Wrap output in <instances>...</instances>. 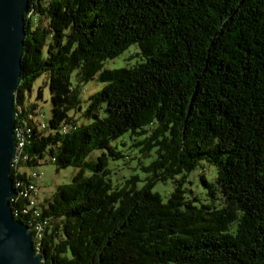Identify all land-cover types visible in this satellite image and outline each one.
<instances>
[{
    "label": "trees",
    "instance_id": "16d2710c",
    "mask_svg": "<svg viewBox=\"0 0 264 264\" xmlns=\"http://www.w3.org/2000/svg\"><path fill=\"white\" fill-rule=\"evenodd\" d=\"M30 2L15 104L16 125L28 127L26 156L12 174L28 182L24 168L44 159L79 167L17 214L46 220L40 264H264V0ZM133 43L145 60L106 67ZM47 72L49 121L37 103L25 106ZM97 74L107 84L83 110L84 84ZM129 139L153 157L141 165L142 186L138 173L110 180ZM208 162L217 179L202 174L213 196L199 204L184 183ZM169 178L177 184L166 201L155 186Z\"/></svg>",
    "mask_w": 264,
    "mask_h": 264
},
{
    "label": "water",
    "instance_id": "95a60500",
    "mask_svg": "<svg viewBox=\"0 0 264 264\" xmlns=\"http://www.w3.org/2000/svg\"><path fill=\"white\" fill-rule=\"evenodd\" d=\"M30 0H0V264H40L43 254L34 231L16 216L12 161L17 153L16 90L21 82L22 61Z\"/></svg>",
    "mask_w": 264,
    "mask_h": 264
},
{
    "label": "rangeland",
    "instance_id": "374dc122",
    "mask_svg": "<svg viewBox=\"0 0 264 264\" xmlns=\"http://www.w3.org/2000/svg\"><path fill=\"white\" fill-rule=\"evenodd\" d=\"M141 47L139 43H133L130 48L124 50L121 54L116 57H110L106 61V67H119V66H131L143 61L146 58L139 53ZM50 73H45L43 76L38 77L34 83L33 90L26 91V104L25 106H33L32 104L37 103L36 114L39 116V120L49 121L52 115V97H51V88L49 82ZM75 76L72 77V79ZM101 75L97 74L94 78H91L84 84V92H82L83 97V110H86L90 104L89 96L93 92L103 89L107 84L106 81L101 79ZM40 87H43V97L39 98L38 91ZM32 110V108H31ZM31 117H35L31 112L29 113ZM72 115H76L79 118V121L87 123L93 119L89 118L84 114V111L81 109L71 110ZM105 113L102 111L101 116H104ZM133 140L129 139L128 143L124 145L122 142L120 146L124 148L125 156L120 158H112L109 167L112 169V174L110 175V180L114 185L122 184L135 173H138L142 180L139 182V186L144 184V180L147 176V172L143 170L141 165L148 164L152 160V156H144L140 152L139 145H133ZM104 149L94 150L87 158L86 166L88 167V173L91 172L89 164L93 160H97L98 156L102 153ZM217 165L213 163H206V166L195 167L188 176V181L184 185L189 188L188 195L193 197L197 196L199 199L196 201L201 204L202 202H211L212 194L209 192V187L205 184V180L202 176L203 173L210 179V181L216 182L218 169ZM28 171L36 170L39 174L35 177V180L38 183L39 191L41 197H45L55 191L59 184L61 183H70L75 178L79 167L70 165V166H58L56 162L52 160L47 161L44 159V162L41 164H36L33 166H27L24 168ZM175 178H169L168 180H160L155 186V190L160 191L163 194L164 199L168 200L169 196L172 194L176 186Z\"/></svg>",
    "mask_w": 264,
    "mask_h": 264
},
{
    "label": "bare ground",
    "instance_id": "6f19581e",
    "mask_svg": "<svg viewBox=\"0 0 264 264\" xmlns=\"http://www.w3.org/2000/svg\"><path fill=\"white\" fill-rule=\"evenodd\" d=\"M42 122V125H43V121ZM16 130H18L19 133V136H21L22 138V143L21 145H19V147H17V153H16V156L14 157V161H12V165L15 166V162L16 163H19L22 156L23 158L26 156L25 154V151H24V147L26 145V137H27V134L28 133V127L27 125H22V124H19V125H16ZM17 139V142H18V138ZM30 174H33V171H29ZM27 182H25L22 178H19V179H15V185L17 187V190H16V193L13 195L12 197V201H15L17 202L20 198L22 197H26V194H30V191H31V186H27L26 184ZM35 198L38 202L42 201V198L40 196V194L36 193L35 194ZM30 209H24V207L22 208L20 206L17 207L14 211H15V214L17 216V214L22 211V213H28ZM35 213V211H33ZM27 220H35V219H27ZM45 223H46V220L44 221V223H41V233L38 234V238H35L34 239V242H35V246H36V249L38 251H40L39 249L41 248V239L43 238V234H45Z\"/></svg>",
    "mask_w": 264,
    "mask_h": 264
},
{
    "label": "built area",
    "instance_id": "2783aa9c",
    "mask_svg": "<svg viewBox=\"0 0 264 264\" xmlns=\"http://www.w3.org/2000/svg\"><path fill=\"white\" fill-rule=\"evenodd\" d=\"M43 126H45V121H43ZM18 130H16V138H18V147L19 145H21L22 143V138L21 136H19ZM15 165H17V163L15 162ZM32 176H30L29 181L26 183L27 186H31V191L30 194H26V197H28L30 199V203L29 205H27L26 207H24V209H31L32 207L37 205V200L35 198V194H38L39 191V187L36 183L35 177L38 176L39 174L37 173L36 170L33 171V174H31ZM37 208V207H36ZM34 209L33 211H35L36 215L40 214V209ZM36 220V219H35ZM29 226L33 229L34 234H33V239L38 238V234L41 233V223H44L45 220L41 221V220H27Z\"/></svg>",
    "mask_w": 264,
    "mask_h": 264
}]
</instances>
